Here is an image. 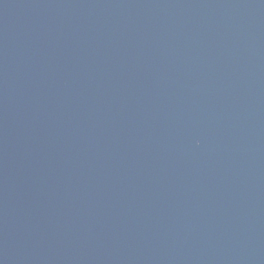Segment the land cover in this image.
<instances>
[{"label":"water","instance_id":"obj_1","mask_svg":"<svg viewBox=\"0 0 264 264\" xmlns=\"http://www.w3.org/2000/svg\"><path fill=\"white\" fill-rule=\"evenodd\" d=\"M0 264H264V0H0Z\"/></svg>","mask_w":264,"mask_h":264}]
</instances>
